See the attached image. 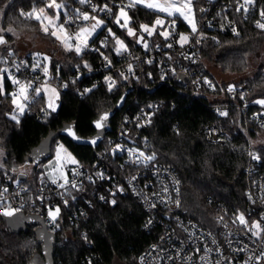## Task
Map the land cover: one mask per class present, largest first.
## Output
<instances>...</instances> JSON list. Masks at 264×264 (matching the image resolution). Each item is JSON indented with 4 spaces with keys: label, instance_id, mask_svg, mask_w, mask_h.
<instances>
[{
    "label": "trees",
    "instance_id": "trees-1",
    "mask_svg": "<svg viewBox=\"0 0 264 264\" xmlns=\"http://www.w3.org/2000/svg\"><path fill=\"white\" fill-rule=\"evenodd\" d=\"M48 1L0 0V29L3 30L0 34L7 39L5 44H0V76L4 77L3 83L0 80V170L25 174V182L37 184L40 164L34 165L25 160L32 149L51 131L65 124H75L78 134L83 137L94 136L97 132L95 121L101 114L112 111L126 93L123 107L107 123L110 129L96 154L92 147L76 144L70 138L61 136L53 142L50 158L55 142L60 140L77 161L91 168L95 162L101 161L103 149L116 139L121 118L126 113L144 109L151 112V120L146 126L136 127L135 131L139 132L137 142L145 144L146 149L156 155L158 162L176 169L183 184L182 203L186 214L204 226L213 227L215 214L223 208L231 213L246 211L248 152L251 141L264 134V128L259 126L257 119L252 118L259 108L251 106L246 112H241L238 105L232 103L228 116L221 117L213 111L215 102L208 96L194 94L191 83H186L181 75L162 77L157 64L143 66L144 71L139 79L123 76L118 70L124 63L118 59L115 38H124L132 50L145 52L155 45L166 44L170 36L165 38L160 33L169 24L168 29L175 26L179 32L196 34L178 15L168 20L163 27H157L152 35L145 33L147 45L144 47L128 35L126 28L115 22L119 7L112 1L127 0H107L113 8V16L91 40L99 44L107 36L102 46L104 56L77 54L73 50L65 51L62 58L50 55L53 74L69 82V88L59 94L58 107L48 108L46 98L41 94L22 114L14 111L10 94L12 83L2 71L7 52L23 56L12 47L15 40L12 31L38 30L40 21L27 19L21 12L37 10ZM59 1L67 3L68 8L82 4L76 0ZM96 1L101 4L100 0ZM195 5L198 21L203 17L202 0H196ZM260 6L264 7V1L258 0L257 9L246 18L242 10L231 11L238 25L236 33L204 27L200 42L199 38L195 39L200 48L201 64L197 62L192 67H204L215 81V88L209 93L220 94L227 85L216 82L207 66V61H212L224 71L251 72L250 76L241 80L248 85V97L264 98V31L254 25ZM128 13L130 25L137 31L141 30V25L153 26L159 16L158 12L139 4L129 7ZM62 19L65 20L64 14ZM108 26L113 28L115 38L106 33ZM32 56L28 54L23 57L30 59ZM253 63H256L255 69L250 68ZM76 67L83 69L81 76H77ZM147 69H151V77L145 73ZM110 73L119 79L118 87L113 90H108L102 82L103 77ZM70 75L75 76L73 81ZM93 83L97 84L88 93L80 94ZM14 115L17 117L15 120L12 119ZM208 124L222 125L231 137L225 143L208 142L205 131ZM254 148L264 159V146L254 145ZM29 164L32 165L30 171L27 170ZM103 167L109 178L95 183L86 182L84 188L76 193L78 198L86 197L92 201L89 214L71 224L65 221L68 212L64 209L60 228L54 231L47 228L54 237L55 264H113L116 259L127 264H139V254L155 241L154 232L145 228V209L130 194L119 189L127 169L123 171L119 159L112 156H106ZM28 176L32 179H28ZM101 193L113 195L115 204L100 202ZM38 227V224L29 225L27 231L18 232L0 214V264H31L36 257L38 264H44L43 242L36 234Z\"/></svg>",
    "mask_w": 264,
    "mask_h": 264
},
{
    "label": "built area",
    "instance_id": "built-area-1",
    "mask_svg": "<svg viewBox=\"0 0 264 264\" xmlns=\"http://www.w3.org/2000/svg\"><path fill=\"white\" fill-rule=\"evenodd\" d=\"M100 1L101 4L96 0H85L84 3L72 6L64 12V22L71 37L86 23L83 14L101 17L105 24L111 21L112 6L107 0ZM112 3L117 4L119 9L127 6L126 2ZM105 5L111 12L105 9ZM257 7L258 0H250L249 3H245V0H202L203 17L197 21L196 34L179 32L177 27L171 26L170 38L168 37L166 44L155 45L145 52L132 50L127 41L119 37L126 50L122 48L119 54L116 52L118 59L124 63L118 70H121L123 76L130 75L139 79L144 71L143 66L152 67L157 64L158 73L162 77L181 75L186 83H191L194 94H204L215 102L213 111L216 115L227 117L232 103L237 104L241 112H246L251 106L258 107L259 111L254 112L252 118L257 119L259 126L264 128V105L257 103L263 98L248 97L246 82L227 83L220 94L214 95L209 91L215 88V81L205 72V68L192 67L197 62L201 64L200 48L195 39L199 38L200 42L203 38L204 27L236 33L238 25L231 11L242 10L246 18ZM262 12L264 7L260 6L254 18V25L264 31V28L258 27V24H264ZM190 28L192 29L191 26ZM109 29L115 34L111 26H108L106 33L113 38ZM182 35L187 36L186 41L181 42ZM106 38L107 36L103 37L99 44L92 42L91 38L81 53L104 56L102 46ZM117 48H120V45L117 44ZM4 63V75L12 83V99H22L26 108L32 106L39 95L45 96L43 86L46 84L54 85L59 94L69 88V82L60 75L55 76L51 65L43 58L32 56L28 59L7 52ZM75 70L77 76L83 74L82 68L76 67ZM145 73L149 77L152 76L151 69H147ZM69 78L73 81L75 76L70 75ZM102 82L108 90H113L119 85L118 77L111 73L106 74ZM96 84L85 87L80 94L88 93ZM22 85L25 86L23 93ZM150 115L151 112L144 109L126 113L119 122L116 139L103 149L101 161L95 162L91 168H86L79 161L70 163L66 166L64 178L51 179L40 175L37 184H27L20 178V174L0 170V214L4 212L5 206H11L18 209L16 213L24 212L26 215L43 218L47 228L54 231L60 228L65 209L68 212L64 217L65 221L74 224L79 218L87 216L92 208V201L86 197L78 198L77 191L83 189L86 182L95 183L105 177L109 178L104 171L103 162L106 156H112L119 159L123 171L127 169L119 189L130 194L145 209V228L155 234V241L139 254V264H264V159L254 148L255 140L251 141L246 166V211L231 213L223 208L215 214L214 226L207 227L186 214L182 203L183 184L176 169L158 162L156 155L149 152L145 144L137 142L139 132L135 129L148 125ZM205 131L207 140L211 143H225L231 137L230 132L222 125L208 124ZM147 157L154 159L149 160ZM28 179L31 180V176H28ZM5 189L7 191H4ZM99 200L103 204H115L113 195L101 193ZM57 208L59 213L53 220L48 213L49 210L55 211ZM241 215L245 219L244 224L239 220ZM255 224H260V228L253 227Z\"/></svg>",
    "mask_w": 264,
    "mask_h": 264
},
{
    "label": "rangeland",
    "instance_id": "rangeland-1",
    "mask_svg": "<svg viewBox=\"0 0 264 264\" xmlns=\"http://www.w3.org/2000/svg\"><path fill=\"white\" fill-rule=\"evenodd\" d=\"M76 1L80 2V0H76ZM195 1L196 0H191V12L190 13H189V10L187 8L183 9L184 13L186 15H188V17H189L187 20L184 18V16L179 15V13L175 14V15L180 16L188 25H190L192 27V31H193V24L195 25L196 29L198 27ZM50 2H51V0H49L45 6L40 7V8L45 9V14L52 21V23H49V20L43 21V26L48 27V29H49L47 34L44 31H42L41 23H40L39 29L36 31L29 30V29H27L23 32L22 31L21 32L12 31L15 34V40L12 42V47L17 51V53H19V55L26 56L28 54H32L33 56H36L39 59L43 58V60H45L48 64H50V55H54L57 58H62V57H64L65 51H72L73 50L76 52L75 49L77 46H80L81 51H82L83 48L85 47L84 46V40L86 39L87 44H88L89 40L93 36H95L104 27V25L106 23L103 18L96 17L99 20H103L104 24L101 27L96 28L93 31L92 25L95 23V20H92V19L91 20L90 19L85 20L86 21L85 25H83V27H81L75 33L74 37H71L69 35V31L65 25V22L62 19L64 12L68 9L67 3H64L63 1L56 0V3L62 5V7H60V8H55V7L49 8V7H47V5ZM156 2L163 3L164 0H156ZM184 2H185V0H179L180 4H183ZM126 3H127L126 5H129L131 3V0H127ZM139 5L144 6L143 4H139ZM40 8L37 9V13H38V10ZM152 10L159 13V16L157 17V19H160L163 21V26L167 23L168 20H170L172 17L175 16V15L169 16V15H167V13L160 12L159 10H156V9H152ZM125 11L127 12L128 17H129V22H128L127 27L133 29V31L135 33L134 35H131V36L134 37L140 44L144 45V47H146L145 45H147V44H146V41L144 40V38H145L144 34L147 32H144L142 29L137 31L134 27H132L130 25L131 18H130V15L128 13V9L125 8ZM24 13H28V12H24ZM118 14H119V11H118ZM24 17L27 18L26 16H24ZM0 19H1V14H0ZM27 19H29V18H27ZM123 23H124V18L121 17L120 24H123ZM60 25H63V28H64L63 31H61ZM163 26H156L155 29L157 27H163ZM168 26H167V28L164 29L163 32L168 33V36H169ZM149 27L151 28L152 26H149ZM81 29H87L91 33V35H81V37L79 39H77L76 38L77 33H80ZM53 31L56 32L55 36L51 35V33ZM127 33H128V31H127ZM0 36H3V35L0 34ZM182 36H185V35H182ZM69 37H71V39H69ZM141 37H142V39H141ZM185 37H187V36H185ZM3 38L7 42V39L5 38V36H3ZM62 41H65V43L70 45L71 47H66L65 43H62ZM81 51H80V53H81ZM37 53H39L40 55L37 56L36 55ZM45 57H47V59H45ZM207 66H208L209 70L212 72L215 79L219 82V84L238 83L242 79L251 75V72L246 73V72L224 71L219 66L214 64V62H212V61H207ZM250 68L255 69L256 63H253ZM2 71L4 73L5 66L2 67ZM3 79H4V77H3V75H1L0 76L1 83H3ZM43 93L45 94L47 107L50 109H56L58 106V99H59V92H58L57 88L54 85L46 84L45 86H43ZM14 100H15V103L13 102ZM261 101H264V98ZM12 105L14 107V111H16L18 114H22L26 110V106L23 103L22 99H20V98H18V99L14 98L12 100ZM262 105H264V104H262ZM21 108L23 109L22 112H21ZM255 145L256 146H264V134H261L258 138H256ZM76 161H77L76 157L69 151V149L65 146V144L62 141L58 140L57 142H55L54 147H53V156L51 158L47 159L46 161H43L42 163H40L39 168L41 170L39 172L40 173L39 175H46L47 177H49L51 179H53V178H64V177H66V166L69 165L70 163H74ZM0 165H1V163H0ZM22 168L25 169V165H23ZM31 168H32V165L29 164L27 166V170L30 171ZM25 183L30 184L31 182L28 181ZM113 264H127V263L120 260V259H116Z\"/></svg>",
    "mask_w": 264,
    "mask_h": 264
},
{
    "label": "snow or ice",
    "instance_id": "snow-or-ice-1",
    "mask_svg": "<svg viewBox=\"0 0 264 264\" xmlns=\"http://www.w3.org/2000/svg\"><path fill=\"white\" fill-rule=\"evenodd\" d=\"M80 2L81 3H84L85 0H80ZM249 2H250V0H245V3H249ZM138 4H143L145 7L149 8V9H156V10H159L160 12H165L169 16H173V15L179 13V15L184 16V18L186 20L189 17H188V15H186L184 13L183 9L184 8H187L189 10V13L191 12V0H185V2L183 4H180L179 3V0H164L163 3L156 2V0H131V3L129 5H127V6H125V7H133V6L138 5ZM47 7H49V8H52V7L60 8V7H62V5L57 4L56 3V0H51V2L47 5ZM125 7H121L120 8L119 14L116 16V21L115 22L117 24H120V19H121V17H123L124 18V23L123 24H120V26L121 27H124V28H127L128 35L131 36V35H134L135 33H134L133 29L127 27L128 26V22H129V17H128L127 12L125 11ZM105 9L107 11L111 12V9H108L107 5H105ZM237 10L239 11V9H237ZM94 11H95V9H94ZM21 15L22 16H26L29 19L35 18L37 21H40L41 26H42V31H44L46 34L48 33L49 29H48V27L43 26V21L44 20H49V23H52V21L45 14V9L44 8H40L38 10V13H37V10L36 9H33L32 11H30L28 13L21 12ZM261 15L264 16V12H262ZM90 18L92 20H95V23L92 25V30L93 31L96 28H99V27H101L104 24V21L103 20H99L95 16L89 17L88 14H83V19L84 20H88ZM156 26H163V21L160 20V19H157L155 21V24L151 28L148 25H141L140 27H141V29L144 32H147L149 35H152L153 34V31L155 30V27ZM258 27L264 28V24H258ZM60 29H61V31L64 30L63 25H60ZM0 31H3V30L0 29ZM108 31L115 38V34L111 32V29H109ZM193 31H196V28H195V25L194 24H193ZM233 31L235 32V29H233ZM160 34L161 35H164L165 38H167V36H168V33H166V32H161ZM51 35L55 36L56 35V32L53 31L51 33ZM81 35H91V33L87 29H81L80 33H77L76 38L79 39L81 37ZM69 39H71V37H69ZM141 39H142V37H141ZM180 39H181V41H186L187 40V37L181 36ZM115 40H116V44L120 45V48H117L116 49V51H117L118 54L120 53V51H121L122 48L124 50H126L123 41H121L118 38H115ZM4 43H6V41L4 40L3 36H0V44H4ZM62 43H65V41H62ZM65 46L66 47H71L70 45H68L66 43H65ZM84 46L85 47L87 46V40L86 39L84 40ZM75 50H76L77 54H79L80 51H81V47L80 46H77ZM36 55L39 56L40 54L37 53ZM45 59H47V57H45ZM45 72H47V69L46 68H45ZM16 83H18V81H16ZM24 91H25V86L22 85L21 86V92L23 93ZM36 91H39V89H36ZM13 102L15 103V100ZM257 103L264 104V101H257ZM22 111H23V109L21 108V112ZM221 115H226V113H221ZM12 119L15 120V119H17V117L14 115L12 117ZM106 119H107V116L106 115L105 116H102L100 118V121H97L96 127L97 128L102 127V121H104ZM92 143L95 144V140H93ZM141 155H143V154L141 153ZM146 159L151 160V159H154V157H147ZM4 191H7V190L5 189ZM113 203H115V201H113ZM17 211H18V209H13V208H11V206H5V209H4V212L2 213V215L5 216V217H11ZM58 213H59V208H57L55 211L49 210L48 215L53 220H55ZM239 220H240V222L242 224L245 223V219H244V217L242 215L239 217ZM253 227L260 228V224H255V225H253ZM254 235H258V233H254ZM262 255H264V254H262ZM258 259H259V257H258Z\"/></svg>",
    "mask_w": 264,
    "mask_h": 264
},
{
    "label": "water",
    "instance_id": "water-1",
    "mask_svg": "<svg viewBox=\"0 0 264 264\" xmlns=\"http://www.w3.org/2000/svg\"><path fill=\"white\" fill-rule=\"evenodd\" d=\"M126 93L119 99L116 107L110 111L103 113L99 116V118L95 121V126L97 121H100L102 116H107V119L102 121V127L97 128V132L92 137H83L78 134L75 124H65L61 128L56 131H51L46 138H44L39 145L34 147L31 151V154L28 155L25 160L27 163H33L34 165H38L43 161L47 160L51 156V149L53 142L61 136H66L73 140L76 144L79 145H87L93 148L94 153H97V148L103 138L106 136V133L109 131V127L107 125L109 119L121 108L125 103ZM58 107V106H57ZM95 140V144L92 141ZM20 178L22 180L25 179V174H21ZM8 224L16 231L28 230L29 225L38 224L39 227L36 229V234L38 239L43 242V256L45 258L44 264H55L54 263V237L47 231V227L44 223V219L36 216V215H25L23 212L16 213L11 217H6ZM31 264H38L37 257L31 261Z\"/></svg>",
    "mask_w": 264,
    "mask_h": 264
},
{
    "label": "crops",
    "instance_id": "crops-1",
    "mask_svg": "<svg viewBox=\"0 0 264 264\" xmlns=\"http://www.w3.org/2000/svg\"><path fill=\"white\" fill-rule=\"evenodd\" d=\"M13 100V99H12Z\"/></svg>",
    "mask_w": 264,
    "mask_h": 264
}]
</instances>
